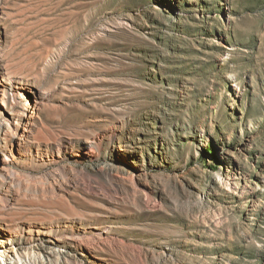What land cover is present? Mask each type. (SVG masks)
Instances as JSON below:
<instances>
[{
    "label": "rangeland",
    "instance_id": "1",
    "mask_svg": "<svg viewBox=\"0 0 264 264\" xmlns=\"http://www.w3.org/2000/svg\"><path fill=\"white\" fill-rule=\"evenodd\" d=\"M0 68L5 264H264V0H0Z\"/></svg>",
    "mask_w": 264,
    "mask_h": 264
},
{
    "label": "bare ground",
    "instance_id": "2",
    "mask_svg": "<svg viewBox=\"0 0 264 264\" xmlns=\"http://www.w3.org/2000/svg\"><path fill=\"white\" fill-rule=\"evenodd\" d=\"M0 70H1V68H0ZM10 77H7L6 79H4L5 78L4 77V78L1 79V81L4 82V84H5L4 88H6L8 91H10L12 93L13 92L12 89H11V83L12 82H11ZM143 84L146 87H150L151 86V83L148 82V81L143 82ZM24 111H25V109H24ZM24 117L25 116L23 114L21 115L20 113L15 112L14 107L12 105H9L7 102H4V103L0 104V148H3L4 145L2 146V144H7V143H12L13 142V140L17 136V133H18L17 131L19 129H22L20 124H21V118H24ZM29 118H32V116L30 115ZM13 121L17 122L16 123V130L13 129L12 133L10 132L12 135L9 136L8 132L12 128L11 126H12V122ZM22 130H23L24 133H28V131L26 129L23 128ZM22 138L23 137L20 136L19 140H21ZM27 143L28 144H33V142L30 141V140H28ZM4 150H5V148H4ZM1 153L2 152L0 151V154ZM3 155H5V153ZM98 157H99V153H98L97 150H95L93 152V154H91V156H90L91 160H93V161L97 160ZM93 167L94 168H92V170H94V171L97 170V167H95V166H93ZM13 174L14 173L12 171H9V173H7L5 175L0 174L1 180L4 183H9V181L12 179V175ZM91 176H92L91 174L88 175V177H91ZM1 216H2V214H0V218H1ZM79 240H81V239L79 238ZM57 242H58V240L54 239V240L41 242V243H38L37 245L28 247V245H30V243L27 240H20V241H17V242L15 241V242H12V243H6V245L3 242L0 241V264H5V262H7V261L11 262V261L15 260V259L12 260L13 257L17 258L18 259L17 262L19 263L20 257H22V256H19L20 253H24L23 256L27 258L28 256H30V255H28L29 252L33 253V249H35V248L38 251H40L42 253H46V254L51 256L54 253L53 247H55L57 245ZM77 243L81 244V241L80 242L78 241ZM69 247H71V246H69ZM60 254H61V252H60ZM62 257L64 259H68L70 257V255L68 253H65L64 255H62Z\"/></svg>",
    "mask_w": 264,
    "mask_h": 264
}]
</instances>
